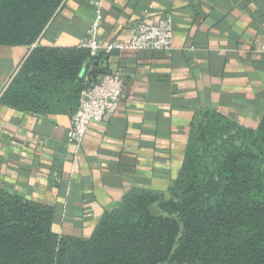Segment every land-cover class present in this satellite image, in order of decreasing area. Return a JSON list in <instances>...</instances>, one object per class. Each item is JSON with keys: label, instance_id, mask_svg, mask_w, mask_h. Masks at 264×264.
Masks as SVG:
<instances>
[{"label": "crops", "instance_id": "0c3cea01", "mask_svg": "<svg viewBox=\"0 0 264 264\" xmlns=\"http://www.w3.org/2000/svg\"><path fill=\"white\" fill-rule=\"evenodd\" d=\"M94 1H102L101 42H128L138 22L172 14L174 48L171 55H102L99 74L119 71L125 95L118 112L92 122L76 145L68 131L79 85L77 92L47 94L34 103L16 104L10 94L38 44L86 49ZM262 41L264 0H65L35 44L0 45V188L52 207L57 234L90 236L131 190H168L193 126L206 114L258 127L264 116Z\"/></svg>", "mask_w": 264, "mask_h": 264}, {"label": "trees", "instance_id": "16d2710c", "mask_svg": "<svg viewBox=\"0 0 264 264\" xmlns=\"http://www.w3.org/2000/svg\"><path fill=\"white\" fill-rule=\"evenodd\" d=\"M64 1L0 0V45L35 44ZM102 55L38 44L10 95L34 103L79 85L80 96L109 72ZM206 117L168 190H131L88 237L57 234L52 207L0 188V264H264V116L256 129Z\"/></svg>", "mask_w": 264, "mask_h": 264}, {"label": "built area", "instance_id": "2783aa9c", "mask_svg": "<svg viewBox=\"0 0 264 264\" xmlns=\"http://www.w3.org/2000/svg\"><path fill=\"white\" fill-rule=\"evenodd\" d=\"M96 8L95 18L92 21L87 34L88 39L84 44L92 56L100 53L111 54L119 51H161L168 55L174 48V20L172 14L160 18L158 21L148 23L138 22L132 30L131 39L128 42H107L99 39V29L103 19L102 1L93 2ZM259 50L264 52V41L259 44ZM126 83L119 71L105 73L92 80L85 79L80 92L76 112L71 119V127L68 131V140L80 145L92 122H103L108 117L115 115L125 95Z\"/></svg>", "mask_w": 264, "mask_h": 264}, {"label": "rangeland", "instance_id": "374dc122", "mask_svg": "<svg viewBox=\"0 0 264 264\" xmlns=\"http://www.w3.org/2000/svg\"><path fill=\"white\" fill-rule=\"evenodd\" d=\"M201 142H197V145L195 146V149L198 148L200 146Z\"/></svg>", "mask_w": 264, "mask_h": 264}]
</instances>
